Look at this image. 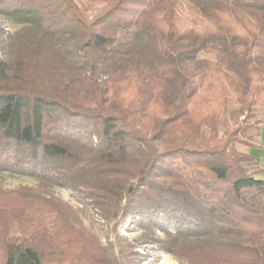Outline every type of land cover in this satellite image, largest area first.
I'll return each instance as SVG.
<instances>
[{"label": "trees", "instance_id": "16d2710c", "mask_svg": "<svg viewBox=\"0 0 264 264\" xmlns=\"http://www.w3.org/2000/svg\"><path fill=\"white\" fill-rule=\"evenodd\" d=\"M0 17L20 25L0 41V173L84 178L189 264H264L263 169L239 148L264 106V0H0ZM121 238L0 186V264L136 262Z\"/></svg>", "mask_w": 264, "mask_h": 264}, {"label": "rangeland", "instance_id": "374dc122", "mask_svg": "<svg viewBox=\"0 0 264 264\" xmlns=\"http://www.w3.org/2000/svg\"><path fill=\"white\" fill-rule=\"evenodd\" d=\"M19 28L20 25L0 17V41L6 43L9 35ZM200 57L214 58L212 54L207 52H202ZM263 119L264 106H255L252 110V116L247 121L251 127L244 135V138L255 142L259 124L262 123ZM239 148L247 150L248 147L239 145ZM89 183L90 181L80 177L69 186L43 187L37 180L28 176L10 172L0 173L1 187L7 189L32 187L46 195L58 197L68 203L75 210L78 219L85 228L105 246L109 247L110 243H114L119 234L122 237V245L127 253L130 252L132 247L136 246L135 251L140 254L139 259L131 264H189L185 260L160 249L161 247L158 243H145V241H142L145 233L137 223L133 224L131 221L119 223L114 208L112 209L111 207L112 204L102 207L98 200L87 197L81 187ZM157 234L163 238V234L159 230H157Z\"/></svg>", "mask_w": 264, "mask_h": 264}, {"label": "crops", "instance_id": "0c3cea01", "mask_svg": "<svg viewBox=\"0 0 264 264\" xmlns=\"http://www.w3.org/2000/svg\"><path fill=\"white\" fill-rule=\"evenodd\" d=\"M256 145L248 147L247 152L258 157L259 166L263 169L262 172L257 173L255 176L264 179V122L260 125L259 134L254 142Z\"/></svg>", "mask_w": 264, "mask_h": 264}]
</instances>
